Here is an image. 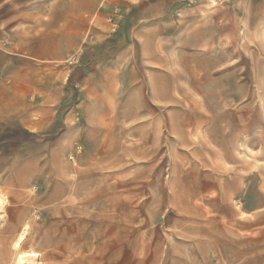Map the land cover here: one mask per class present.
I'll list each match as a JSON object with an SVG mask.
<instances>
[{
  "label": "rangeland",
  "instance_id": "1",
  "mask_svg": "<svg viewBox=\"0 0 264 264\" xmlns=\"http://www.w3.org/2000/svg\"><path fill=\"white\" fill-rule=\"evenodd\" d=\"M128 3L69 126L0 158V264L25 224L41 264H264V0Z\"/></svg>",
  "mask_w": 264,
  "mask_h": 264
},
{
  "label": "crops",
  "instance_id": "2",
  "mask_svg": "<svg viewBox=\"0 0 264 264\" xmlns=\"http://www.w3.org/2000/svg\"><path fill=\"white\" fill-rule=\"evenodd\" d=\"M128 2L0 0V158L21 151L15 141L44 130L64 108L69 126L78 107L71 98L89 80L86 65H100L107 17L132 7ZM124 17L114 18L117 31L127 30Z\"/></svg>",
  "mask_w": 264,
  "mask_h": 264
},
{
  "label": "bare ground",
  "instance_id": "3",
  "mask_svg": "<svg viewBox=\"0 0 264 264\" xmlns=\"http://www.w3.org/2000/svg\"><path fill=\"white\" fill-rule=\"evenodd\" d=\"M115 28V26H114ZM3 199L0 196V208L3 205ZM28 226L25 224L19 233L17 234L15 240L12 243V249L14 250V261L13 264H41L37 259V254L33 250H22L24 242L26 241V231Z\"/></svg>",
  "mask_w": 264,
  "mask_h": 264
},
{
  "label": "built area",
  "instance_id": "4",
  "mask_svg": "<svg viewBox=\"0 0 264 264\" xmlns=\"http://www.w3.org/2000/svg\"><path fill=\"white\" fill-rule=\"evenodd\" d=\"M71 59L70 60H68V63H71ZM81 149H82V147H81V145H77L76 147H75V149H74V154H77V153H79L80 151H81ZM73 155H70V157H72Z\"/></svg>",
  "mask_w": 264,
  "mask_h": 264
}]
</instances>
